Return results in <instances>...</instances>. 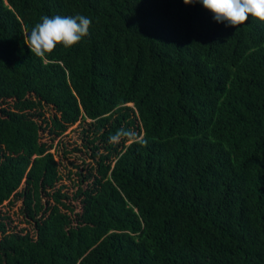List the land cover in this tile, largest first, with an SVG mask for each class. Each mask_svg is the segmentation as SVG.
Returning <instances> with one entry per match:
<instances>
[{
  "label": "trees",
  "instance_id": "1",
  "mask_svg": "<svg viewBox=\"0 0 264 264\" xmlns=\"http://www.w3.org/2000/svg\"><path fill=\"white\" fill-rule=\"evenodd\" d=\"M78 14L79 43L31 53L43 16ZM77 121L78 162L59 141ZM120 128L147 146L110 144ZM0 264H264V22L183 0H0Z\"/></svg>",
  "mask_w": 264,
  "mask_h": 264
},
{
  "label": "clouds",
  "instance_id": "2",
  "mask_svg": "<svg viewBox=\"0 0 264 264\" xmlns=\"http://www.w3.org/2000/svg\"><path fill=\"white\" fill-rule=\"evenodd\" d=\"M185 4L200 3L213 14L217 22H226L230 26L244 24L249 17L264 22V0H183ZM92 24L90 18L84 15L75 17L47 15L36 23L30 34H26L24 42L32 54L44 58L50 54L58 44L70 48L79 43L89 34ZM126 139L141 146H147V140L135 130L120 128L115 134L109 136L110 144H118Z\"/></svg>",
  "mask_w": 264,
  "mask_h": 264
},
{
  "label": "rangeland",
  "instance_id": "3",
  "mask_svg": "<svg viewBox=\"0 0 264 264\" xmlns=\"http://www.w3.org/2000/svg\"><path fill=\"white\" fill-rule=\"evenodd\" d=\"M86 122L89 121V119L85 120ZM83 127V124L79 121H77L74 125L70 126L60 137V140L63 144V146L67 149L72 150L73 146H78L81 151H73L72 155L69 156V158H73L76 162H78L81 157L88 155L87 149H84L82 147V139H81V128ZM56 142V141H55ZM60 143V142H59ZM58 143L57 151L54 153V157L56 161H65L66 157L61 158L59 155V152L61 151V145ZM53 151V148L51 149ZM68 159V158H67ZM87 159V158H86ZM69 160V159H68ZM2 209L7 211L8 214L11 216V222L12 225H17L18 227L24 226L22 223L21 216L19 214L18 210V204L14 205L13 207H9V205L4 202V205L2 206ZM21 220V221H20Z\"/></svg>",
  "mask_w": 264,
  "mask_h": 264
}]
</instances>
